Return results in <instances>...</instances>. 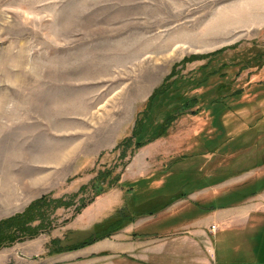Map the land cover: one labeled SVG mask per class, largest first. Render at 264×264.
<instances>
[{"label":"rangeland","instance_id":"1","mask_svg":"<svg viewBox=\"0 0 264 264\" xmlns=\"http://www.w3.org/2000/svg\"><path fill=\"white\" fill-rule=\"evenodd\" d=\"M263 84L264 0H0V221L45 196L71 203L0 246V264H76L79 249L57 251L126 198L144 221L223 197L251 209L264 193ZM147 106L150 134L176 121L123 152ZM103 252L95 264H110Z\"/></svg>","mask_w":264,"mask_h":264},{"label":"crops","instance_id":"2","mask_svg":"<svg viewBox=\"0 0 264 264\" xmlns=\"http://www.w3.org/2000/svg\"><path fill=\"white\" fill-rule=\"evenodd\" d=\"M253 200L251 209L242 203L205 214L141 217L107 245L100 241L67 257L95 264L109 251L110 264H264V193Z\"/></svg>","mask_w":264,"mask_h":264},{"label":"trees","instance_id":"3","mask_svg":"<svg viewBox=\"0 0 264 264\" xmlns=\"http://www.w3.org/2000/svg\"><path fill=\"white\" fill-rule=\"evenodd\" d=\"M219 75H221V72L220 74H218V76ZM210 77L211 76L209 75V73L206 74L205 81H207V79ZM239 95H240V90H235L234 94H232L231 96L238 97ZM180 104H179L180 105L179 111L183 112L193 108L194 105L196 106L198 104V100L197 98L183 99ZM148 107L149 106H147V108L145 109L146 115H143L142 119L136 122V126L132 131L131 137L124 140L118 146V149L120 148L123 150V152H126V150L131 147V143L134 139L136 141L135 143L137 147L153 142L159 139L161 136L165 135L168 129L171 127V125L176 121V117H177L176 115H169L168 117L165 118V121L163 123L159 124V126L156 129V132L150 134L149 125L152 126V124L146 125V122L149 121L148 123H150L151 119L148 117L151 115L152 110L149 109ZM103 175H106V173H103ZM185 196L186 195H183L182 197ZM231 196L232 197L237 196V200H239L240 198L244 197V194H240V192H235ZM227 199H228L227 197L226 198L223 197L220 198V200H213L207 202L205 205H201V206L197 205L196 211L199 214H205V213H210L216 209L229 207L232 205V203L224 202ZM125 203H127V205L122 209H120V211L112 215L110 218H108L101 224L94 226L92 232L90 233L89 237L86 240L79 242L67 249H64L63 251H57V253L59 252L62 253L65 251L70 252V251L82 249L95 242L111 237L112 235L116 234L127 225L133 223L138 217L141 216L136 211L137 207L139 206H134V204L136 203L134 202L133 197L129 199L126 198ZM70 206L71 203L63 202L62 200H53L49 196H45L37 201L32 202L22 213L16 214L13 217L0 221V246L6 243L10 244L16 241H22L27 236L28 237L36 236L37 235L36 231L42 228L41 226H43L45 224V221L48 220L50 213H52L54 210L60 207L68 208ZM147 215H154V214L149 212ZM35 222H39V225L33 228L31 225Z\"/></svg>","mask_w":264,"mask_h":264},{"label":"bare ground","instance_id":"4","mask_svg":"<svg viewBox=\"0 0 264 264\" xmlns=\"http://www.w3.org/2000/svg\"><path fill=\"white\" fill-rule=\"evenodd\" d=\"M261 8V7H260ZM262 13V12H261ZM263 16V15H262ZM263 18V17H262Z\"/></svg>","mask_w":264,"mask_h":264}]
</instances>
